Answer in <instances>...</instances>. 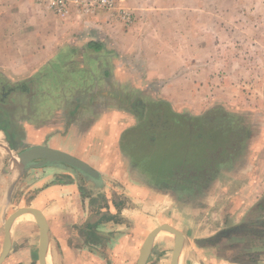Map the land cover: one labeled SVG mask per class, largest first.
Listing matches in <instances>:
<instances>
[{
    "label": "crops",
    "instance_id": "crops-1",
    "mask_svg": "<svg viewBox=\"0 0 264 264\" xmlns=\"http://www.w3.org/2000/svg\"><path fill=\"white\" fill-rule=\"evenodd\" d=\"M183 10L190 15V28L186 33L172 28L167 37L158 21L125 24L107 11L86 16L75 8L62 17L38 0H0V79L15 92L16 85L50 64H62L63 52L76 49L73 59L90 74L93 94L54 106L46 100L53 112L34 119L27 111H6L0 91L1 251L10 163L15 151L37 146L70 154L100 174L95 180L64 165L48 166L28 170L16 184L9 206L37 209L46 217L49 264H137L148 236L163 224L181 230L184 224L226 223L245 214L250 222L240 231L201 233L198 248L185 238L180 264L206 263L202 256L211 248L200 243H217L218 237L230 241L227 249L239 247L231 245L233 239L245 238L244 251L253 249L256 236L264 239V0H256V59L244 56L236 44L249 36L239 32L243 16L242 23L239 16L231 20L237 30L229 37L224 16L214 18L210 7ZM184 35L188 42L182 51ZM226 42L235 43L234 54H224ZM166 112L173 119L166 120ZM217 115L220 120L213 118ZM202 125L204 135L190 134L191 126ZM189 146L205 148L200 159L193 153L195 166L211 163L214 153L225 159L196 180L191 174L197 167L183 170L180 164ZM161 234L147 264L159 253L169 255ZM25 242L36 264L40 229L33 216L14 224L4 262ZM263 254L259 251L252 264H264Z\"/></svg>",
    "mask_w": 264,
    "mask_h": 264
},
{
    "label": "rangeland",
    "instance_id": "rangeland-1",
    "mask_svg": "<svg viewBox=\"0 0 264 264\" xmlns=\"http://www.w3.org/2000/svg\"><path fill=\"white\" fill-rule=\"evenodd\" d=\"M115 2H117L116 10L112 12L105 11L106 14L108 15L110 14L111 16L118 15L120 20L125 24L131 23L134 21L135 22L140 21L145 25L150 24L151 22L152 23L154 22V24H156L157 21L161 22L164 24L163 33L167 37L168 35H170L172 28L175 30L179 29L181 32H184V33L188 31V29L190 28V25L188 24V18L190 15L187 12V10L185 11L183 10V8L186 9L189 6H204V7L208 6L211 8L212 15L214 18L217 15L224 16V23L225 24L227 23L226 26L224 24V28L226 29V33H228L229 37L231 36L230 30H232L233 33H235L237 30L236 27L231 24V20L235 18L236 16L237 17L239 16L238 18L239 23H242L241 20L243 19H240V18L243 16L244 18V24L242 26L243 30L239 28V32L247 36L249 35V36L242 44H241V41L237 42L236 44H238L239 46L238 48H243L242 54L244 56L246 57L253 56L254 59H256V0H117ZM156 8H159L160 10H156ZM170 8L171 10H168ZM172 8H175V10H172ZM162 9H165L164 11L166 12H161L163 11ZM100 11H103V10H99L97 12H100ZM156 11H159V12H156ZM173 11L175 12L173 13ZM93 14H90V15H93ZM90 15H86V16H90ZM174 22L177 23L176 26L173 25ZM198 23L200 22L198 21ZM198 23H197V28L199 29L200 27L198 26ZM201 28L203 29V25L201 26ZM217 31H218V28L216 26H213L214 38L216 37L215 35ZM253 33L254 35L252 36ZM187 42H188L187 35L184 39L183 37H181L182 45L180 46V49L182 51L187 49V46L184 45ZM214 42H217V41L215 40ZM226 43H227V45H225L226 51L223 50L224 54L227 56H229L230 54H234L235 51L232 49V47L235 46V43L234 42L232 44H229L228 42ZM216 44L213 45L215 54L218 51L217 50L218 47L216 46ZM219 53H222V52H219ZM75 78H79V77L75 76ZM38 89L39 88L37 87V91ZM11 98H13V100L16 103L17 101L21 103L23 102V100H25L26 102L28 101V99L25 96H22V94H19V93H17L16 95H11ZM37 101H38V97H35L34 102L36 103ZM140 106L143 107V105H140ZM136 110L144 114L145 113L149 114V112L144 110V108L140 110L137 107ZM173 116L174 115H170L169 112H166L165 114L166 120L173 119ZM187 116L191 117L190 115H187ZM220 116L221 115L213 116V118L220 120L221 118ZM181 117L182 118L186 117V115H181ZM201 118L204 119L206 117L203 114ZM189 132H191L190 134L197 133L200 135H204V133L206 132L205 126L202 125L196 128L191 126V130L189 129ZM189 145H191V143H189ZM204 151H205V148L203 149L201 147H197L196 150H194L193 148H190L189 146L187 147V150L185 151L186 154L183 157L181 156L182 159L180 160L181 161L180 164H181L182 169L188 168V167H190L191 169H195L197 167L195 169L196 172L191 174V176L195 177L196 180H203L205 172L213 170L215 167H217V165L220 164V162H222V160L224 161L225 159L224 157H219V155H216L217 153H214V155H212V159L209 158V161L211 163H208L206 166H202V165L199 166V164L195 166L193 163L196 160H194V158L192 157L194 156L193 153H196L197 158L200 159L203 155H205V153H202ZM18 153H16L15 151L14 157ZM10 166H11V163H10ZM59 166H63V165H59ZM8 171L10 175V169ZM179 176L183 178L186 175L180 174ZM7 187L8 186L6 185V189ZM18 209H19L18 206H15V207L8 206L7 207L5 205L4 211L6 214V219H8V217H10V215H12ZM250 217L251 216H248V214H245L241 217L242 219L240 218L236 220L237 217H235L234 220L227 221L226 223L221 222L220 220H217V221L215 220V221L207 222V226L202 225L201 227H199V225L192 226L191 224H184V225H181L180 227L181 230L179 229V231H181L186 236V239L188 240V243L190 246L194 248H198L199 245H197V243L195 242L201 239L199 236L201 233H204V232L206 234L214 233L215 235H217L220 231H223V230L228 231L229 229H237L240 231L243 225L250 222L248 220L250 219ZM188 227H192V229L189 230ZM160 237L164 243L162 245V248H164L165 252H168L169 255L168 257L166 256L163 257L162 255H160L161 253H159L157 255V260H154L152 264H171L172 252H173V248L175 244V241L173 243L174 236L169 233L164 232L161 234ZM256 237L254 239V242H252L251 244V245H254L253 249L252 248L249 250L245 249V251L244 249H242V247H240V243H244L245 238L233 239L231 243H234V244H231V245L237 244L239 245V247L234 246V247H231L230 249L226 248V245L230 243V241L227 242L226 240H222L219 237L216 238L217 243H211V242L206 243V244L200 243L203 246L207 245L208 246L207 248H211V249H208V253L207 252L204 253V256H202V258L205 259L207 264H217V261H221V260L223 261L226 260V261H229L230 263L231 262H237V263L241 262L242 264H252L253 262H257L259 260V255H258L259 251H264V239L260 237L258 238ZM166 240L168 244H165ZM27 243L28 242L21 243L20 245L16 246V251H15L16 254L13 257L9 258L3 264H16L18 261L22 262V264H31L32 262L30 261V256H28L27 251H25L28 249ZM212 246H215L213 250H212ZM187 253H189V250L187 251ZM214 257L216 258V260L214 259ZM262 258H263L262 261L264 262V254L262 255ZM206 263H202V264H206ZM219 263H222V262H219ZM36 264H39V262H37Z\"/></svg>",
    "mask_w": 264,
    "mask_h": 264
},
{
    "label": "water",
    "instance_id": "water-1",
    "mask_svg": "<svg viewBox=\"0 0 264 264\" xmlns=\"http://www.w3.org/2000/svg\"><path fill=\"white\" fill-rule=\"evenodd\" d=\"M59 165H65L91 179L98 180L100 178V174L95 169L70 154L51 149L47 146L29 147L19 152L11 162L5 205L7 207L9 206L16 184L21 176L28 170ZM28 215L35 217L40 229L39 264H48L47 255L50 243L49 225L44 214L41 211L32 208L19 209L6 221L4 244L0 253V264L4 263L10 253L14 224L22 217ZM162 232H166L174 236L175 246L171 264H180L186 237L181 231L169 224H163L152 231L142 247L137 264H147L154 243Z\"/></svg>",
    "mask_w": 264,
    "mask_h": 264
},
{
    "label": "trees",
    "instance_id": "trees-1",
    "mask_svg": "<svg viewBox=\"0 0 264 264\" xmlns=\"http://www.w3.org/2000/svg\"><path fill=\"white\" fill-rule=\"evenodd\" d=\"M89 48H94L97 51L100 49V47L92 44L89 45ZM77 52L76 49L63 52L61 56V58H63L62 64L53 63L46 66V69L39 75L16 85L18 86V90H15V92V86L8 85L6 81L0 79V91L4 94L5 110L12 111V109H14L15 113H17L18 110H20V112L27 111L26 113L32 114L34 119H40L53 112L52 107L50 109L45 107L44 103L46 100L53 103L54 106L60 103H77L80 102L82 98H90L93 96L91 93L92 81L90 74H87L83 69L79 70L78 61H74L78 56L74 55ZM75 76L79 78H75ZM37 87L39 88L38 91ZM10 93L11 95H16L17 93L22 94L28 101L26 102L23 100L21 105L17 104L13 98H11ZM35 97H38L36 103L34 102ZM5 132L8 138H11L10 136L12 135L7 127Z\"/></svg>",
    "mask_w": 264,
    "mask_h": 264
},
{
    "label": "built area",
    "instance_id": "built-area-1",
    "mask_svg": "<svg viewBox=\"0 0 264 264\" xmlns=\"http://www.w3.org/2000/svg\"><path fill=\"white\" fill-rule=\"evenodd\" d=\"M59 16L66 17L70 10L75 8L85 15L93 14L99 10L112 12L116 10L114 0H38Z\"/></svg>",
    "mask_w": 264,
    "mask_h": 264
},
{
    "label": "bare ground",
    "instance_id": "bare-ground-1",
    "mask_svg": "<svg viewBox=\"0 0 264 264\" xmlns=\"http://www.w3.org/2000/svg\"><path fill=\"white\" fill-rule=\"evenodd\" d=\"M28 216H31V215H28ZM35 218V217H34ZM33 220V219H32ZM49 262V261H48ZM49 264V263H48Z\"/></svg>",
    "mask_w": 264,
    "mask_h": 264
}]
</instances>
